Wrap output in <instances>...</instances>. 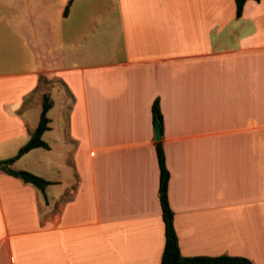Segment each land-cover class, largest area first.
<instances>
[{"label":"crops","instance_id":"0c3cea01","mask_svg":"<svg viewBox=\"0 0 264 264\" xmlns=\"http://www.w3.org/2000/svg\"><path fill=\"white\" fill-rule=\"evenodd\" d=\"M44 95L9 167L49 183L0 169V264H159L154 99L180 254L264 264V0H0V160Z\"/></svg>","mask_w":264,"mask_h":264},{"label":"trees","instance_id":"16d2710c","mask_svg":"<svg viewBox=\"0 0 264 264\" xmlns=\"http://www.w3.org/2000/svg\"><path fill=\"white\" fill-rule=\"evenodd\" d=\"M235 7V15L239 16L244 0H233ZM50 108V101L47 96L42 97L41 109L39 113L38 122L31 132L27 141L22 144L16 153L6 159L0 160V169L6 174L19 178L24 183H29L36 187L40 191L49 182L42 177L35 175L26 170H13L9 167L15 159L26 153L30 149L36 147L46 148L47 144L41 139V134L48 128V118L46 116L47 110ZM158 120V124L161 130V114L158 108L157 100L154 99L151 103V122ZM154 151L156 155V161L159 170V182H158V202L160 206V215L163 224V247L160 255L159 264H250L249 260L240 256H182L178 250L176 235L172 224V211L168 206L166 196V181L167 171L164 164V155L161 147L160 140L154 143Z\"/></svg>","mask_w":264,"mask_h":264},{"label":"water","instance_id":"95a60500","mask_svg":"<svg viewBox=\"0 0 264 264\" xmlns=\"http://www.w3.org/2000/svg\"><path fill=\"white\" fill-rule=\"evenodd\" d=\"M158 120H156L153 124V137L155 141H158L160 138V127L158 124ZM2 165V163L0 164V166Z\"/></svg>","mask_w":264,"mask_h":264},{"label":"rangeland","instance_id":"374dc122","mask_svg":"<svg viewBox=\"0 0 264 264\" xmlns=\"http://www.w3.org/2000/svg\"><path fill=\"white\" fill-rule=\"evenodd\" d=\"M49 83H50V82H49ZM38 156H39L38 154H34L31 158H32V159L34 160V162H35V161H37Z\"/></svg>","mask_w":264,"mask_h":264}]
</instances>
